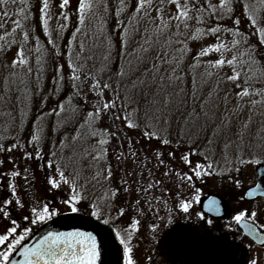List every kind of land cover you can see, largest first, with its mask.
<instances>
[{
	"label": "rangeland",
	"instance_id": "1",
	"mask_svg": "<svg viewBox=\"0 0 264 264\" xmlns=\"http://www.w3.org/2000/svg\"><path fill=\"white\" fill-rule=\"evenodd\" d=\"M61 2L62 0H48V14L51 19L48 20L47 33L41 19L39 31L35 28L33 20L34 15L37 18L41 16L40 8L43 6V0H15V2L8 0L6 6L0 4V25H2L0 26V36L4 37L3 40H0V45L6 44L13 34L15 36L19 33L24 34L21 38L22 42L19 41V44L23 45L24 55H26L24 57L26 64L13 70L11 64L13 60H16L19 49L16 51L13 48L9 52L0 50V145L5 148L13 143L24 145L22 149L13 150L11 153L0 152V161H3L0 164V179L3 183V186H0V203L3 204L5 200L11 201L7 205V211L10 213L11 219L16 220L21 226L20 230L27 227L31 233L44 224L43 222L32 225L29 220L25 219L30 216L29 210L33 205H42L47 202L54 208H58L60 213L66 212L60 201L68 194V186L61 183L60 189H52L47 183L49 176L55 175L57 180L60 179L59 174L56 173L57 167L65 173L68 179L79 175L90 179L97 171L106 175V169L110 167L112 171L111 184L109 185L103 180L101 184L95 186L91 183L88 184L89 199L95 200L103 197L105 189L109 186L118 190L123 179L130 180V185L132 184L134 192H137L139 196L143 193L145 185L135 186L133 183L135 179L143 174L144 182L154 183L161 180L162 173L167 170L163 166H157V161L153 158L155 151L163 153L164 157L162 158L165 164L172 169V179L171 181L165 180L160 187H155L152 190L156 189L161 192L164 190L172 197L180 195L182 198L188 194L190 197L198 195L200 199L208 193H214L229 200L233 198L232 193L236 191V188L230 183V179H234L235 173H237L235 168H241L240 176L244 183L248 175H252L255 166L264 164V156L260 158V162L246 166H241L236 159L238 155H244L245 159L249 158L245 152L237 149V144L240 142L239 133H244L243 143L247 145L258 133L264 132V97L251 94L264 90V74H261V70H264V44L260 43L264 36L259 31L264 28V0H228L231 12L227 9H219L220 0H189L191 19L187 20V28L183 22L172 19L178 14L175 3L164 0L161 4V0H152L154 11L149 15L146 8L147 16H145L144 10L139 14L130 15L129 21L121 29L117 45L111 37L113 27L116 26H111L110 20L112 12H115L117 16L123 13L122 0H100L98 6L97 0H92L93 7L85 14L83 24L80 23V13L78 12L79 0H69V4L64 9L60 8ZM178 2L183 5L185 0H178ZM138 3L139 1L135 4L133 12H136ZM209 4L217 7L215 13H212ZM245 4L248 5L247 11ZM158 7L162 8L159 16ZM199 8H203L205 11L198 22L197 16L200 13L197 9ZM5 11L8 13L7 18L3 15ZM62 14L67 15L68 18L64 19ZM249 16L253 19L250 20ZM236 20H239L238 25L234 23ZM14 21H20L21 27H16ZM162 21L167 22L168 27L161 34L157 28L158 26L163 27ZM178 23L179 28H177ZM61 25L65 27L61 28ZM215 27H219L220 32L214 36L208 30ZM77 28L81 29L78 33L76 32ZM27 29H33L43 34V41L45 38L52 41L50 43L52 45V55L50 56L52 57L50 60L52 66L55 65L54 59L57 61L64 54L67 70L74 68L79 69L78 72H88L89 69L94 72L106 70L116 55V52L113 51L114 46H118L120 48V55L119 53L118 55L123 58L119 59L121 62L119 70L123 67L126 72L136 74L138 71L150 68L151 74L148 77H139L137 74L138 76L134 75L132 78L146 80L147 86L137 89L134 93H126L125 88L118 84L116 87L120 89L121 98L119 100L122 103V109L112 110V114H108V119H105L104 116L102 120L96 121L97 134L88 135L87 128L82 129L81 125L84 123L83 117L86 116L87 111L92 110L88 107L80 108L75 104V101H72L75 89L68 86V82L67 91H64L66 85L64 77L62 78L61 75L63 70L59 68V65L56 64L52 71L45 68L41 38L37 34H33L31 37ZM228 29L232 31H228ZM236 31H239L242 36L236 37L234 35ZM25 33H27V40L24 38ZM234 38L241 40V44L233 49L231 41ZM245 40L247 43H244ZM218 43H223L229 49L223 51L225 61L232 59L233 55L237 57L234 65L225 63L220 68H210L211 63L222 58L221 52L213 51L206 56L200 55L204 48ZM81 45H83V51H81ZM143 48H148L149 51L144 53L142 52ZM247 49L254 50V66L241 67V62L249 59L248 56L241 55ZM106 56L109 57L107 60H105ZM138 56L141 57L140 60L137 59ZM129 62H131V70H129ZM154 65L159 67V71L154 68ZM234 67L240 73V78L233 82L227 78L234 74ZM173 69H175V76L181 77V80L174 81L169 86L168 77L173 75ZM184 70L187 74L184 73ZM209 71L213 73L211 76L207 74ZM246 72L250 77H253L247 84L244 75ZM160 77L164 78V87H159ZM193 79L201 85L205 84L206 91L203 92L202 100L197 99L196 103L192 104L188 100L191 98L190 87L195 81ZM245 88L248 89L250 95L243 99L238 98L237 93L242 92ZM64 92L67 93L64 94ZM157 92L159 95H156ZM177 92L181 94L176 96ZM167 93L173 94L171 128H168L163 119L159 122L153 121L149 128V131L158 133L161 139H169V145H164L155 138L148 140L143 136L144 127L141 118L145 110H150L149 101L154 98L159 100L160 103L154 107L160 108ZM128 95L132 97L131 100L127 99ZM253 100L259 103L253 105L251 103ZM202 103L210 115L214 114V122L211 120L206 122L201 115L198 121L190 120L185 125V121L181 117L193 110L200 111ZM61 104L65 106V112L61 113L59 117L54 114L48 115L54 109L58 111ZM72 107L78 109L76 114L71 111ZM136 109L139 111L134 112ZM129 112L134 113L131 118L132 122L140 124L138 129L127 128V121L123 119L113 123V114L123 118ZM224 121L229 123V127L223 129L218 137H214L213 129L217 125L222 127ZM41 123L43 131L40 143L29 145L28 141ZM245 124L248 125L247 129L244 128ZM181 129H183L182 132ZM189 129H191L190 135ZM112 132L118 133L116 137L125 143L131 141L135 145L139 156L136 163L139 168L141 161L145 162L147 154L150 163L146 169L142 168L136 174L131 172L132 175H126V173H130L128 172L130 162L127 159L120 163L117 161L116 163L119 165H115L113 159L109 157L110 148L116 138L111 137L110 133ZM124 135L125 139H122ZM74 136L79 138L74 141ZM209 137H213L211 145L208 144ZM101 139L108 143L101 146L99 144ZM226 142L230 144L227 149L231 160L227 167L232 168L230 173L226 171L223 159ZM101 147L107 149V154H102L101 160L96 162L93 160V156ZM37 148L41 151L43 159H35ZM209 149L211 151H209L207 160L202 155H191V153ZM25 152L32 153L33 158L25 160ZM53 153H55V158H53ZM169 153L172 155L170 156ZM184 155L189 156L190 165L184 164L181 160ZM50 160L53 162V168H48ZM196 164L205 166L212 164L213 175L204 176L202 179L194 178L191 186L187 183L182 184L176 173H190L191 175ZM25 168L29 169L27 180L24 179ZM149 169L154 173L153 176H150ZM8 170H18L21 175L12 178L10 175H6L5 171L10 173ZM217 172L224 174L216 175ZM247 181L249 179L246 180V183H248ZM10 182L15 185V196L9 188ZM80 183H84V181L81 180ZM156 191L153 193L155 194ZM139 198L141 197L139 196ZM17 199L23 203L22 209L16 205ZM119 201L122 202L118 191V195L112 198L113 207L106 209V218L107 215L113 218L114 223L109 224L113 229H129L127 223L129 210L126 211L125 216H121L122 208H120ZM173 219L176 218L170 220L178 228L179 224ZM10 226L11 220H4L3 214L0 213V232ZM154 235L153 232L147 234L148 241H152V238L155 239ZM131 242L133 241L131 240ZM140 249L137 246L136 251L140 252Z\"/></svg>",
	"mask_w": 264,
	"mask_h": 264
},
{
	"label": "snow or ice",
	"instance_id": "2",
	"mask_svg": "<svg viewBox=\"0 0 264 264\" xmlns=\"http://www.w3.org/2000/svg\"><path fill=\"white\" fill-rule=\"evenodd\" d=\"M8 0H0V4L7 5ZM15 2V0H13ZM164 0H161V4H163ZM169 3H175L177 8V15L173 17L172 19L177 20L178 22H183L185 27L187 28V20L191 19V16H189V0H185V3L181 5L178 0H168ZM100 0H97V6L99 5ZM69 4V0H62L60 4V8L64 9ZM152 6V0H139V3L136 6V12L139 13L142 10L145 11V16L148 15L146 11V7ZM93 7L92 0H79V8L78 12L80 13V23H84L85 14L88 10H90ZM209 8L211 9L212 13H215L217 11V7L214 5L209 4ZM220 10L227 9L229 12H231V8L229 7L228 0H220L219 5ZM248 5L245 4V10L247 11ZM105 10H107L105 8ZM162 8L158 7L157 12L158 16L161 13ZM198 13L200 15L197 16L198 22L200 21V17L203 15V12L205 11L203 8L197 9ZM41 12V22L45 26V32L48 31V20L51 19V16L49 13V4L48 0H43V6L40 8ZM4 17L7 18L8 13L5 11L3 13ZM64 15V14H62ZM67 15H64V19H67ZM25 19H27V16H25ZM249 19L252 20L253 18L249 16ZM17 27H21L20 21H14ZM235 24H239V20L234 21ZM163 27L157 28V31L159 33H163L164 29L168 27L167 22H163ZM2 26V25H0ZM61 28H64V25L60 26ZM177 28H179V23L177 24ZM15 31V28L13 29V32ZM81 29L77 28L76 32H80ZM209 33L211 35H216L218 32H220L219 27L210 28ZM228 31H232L231 29H228ZM262 36H264V28L259 29ZM75 35V33H74ZM236 37H241L242 34L239 31H236L234 33ZM25 40H27V33H25ZM4 37L0 36V40H3ZM52 43V41H50ZM71 43V41H70ZM244 43H247L245 40ZM261 44H264V39H261ZM231 44L233 46V49L236 48L238 45L241 44V40L239 39H233L231 41ZM226 45L223 43H218L216 45H210L207 48H204L200 55L206 56L209 52H221L222 58L217 59L214 63H211L209 65L210 68H220L225 63L228 65H234V63L237 60V57L233 55L232 59H228L225 61L223 59V51H228ZM81 51H83V45H81ZM149 51L148 48H143L142 52L147 53ZM254 50L253 49H247L245 52L241 53L242 56L246 55L248 56L247 61H242L240 66L244 67L245 65L254 66V56H253ZM23 51H18L17 57L18 59L13 60L11 64V68L15 70L18 66H23L26 64V61L22 58ZM109 57L106 56L105 60H107ZM77 59H79V56H77ZM138 60L141 59V57H137ZM154 68H156L157 71H159V67L154 65ZM129 70H131V62H129ZM74 73L78 72L79 69L74 68ZM234 74L232 76H229L227 79L229 81H237L240 78V73L236 71L235 67L233 68ZM175 69H173V75H170L168 77L169 80V86H171L172 82H178L181 80V77L175 76ZM208 76H211L213 73L209 71ZM261 74H264V70H261ZM13 75H15V72H13ZM118 84L123 86L126 90V93H134L137 89H142L145 86H147L146 80H134L131 79L129 76V73L126 72L123 67L116 73ZM245 75V83L247 84L249 80H251L253 77H250L248 73H244ZM95 79V77H93ZM163 77H160V85L159 87H164L163 85ZM73 81V87L76 88V95L79 96L80 94V84L76 83L77 81H80L79 75H74L72 77ZM101 85L99 82L94 83L91 85V91L95 93L100 99L96 101L94 105H92V111H87L86 116L83 117L84 123L81 125V128H87L88 135L94 136L97 134V129L95 127V122L98 120H102L105 115L112 114V110L116 108V102L115 100L107 101L104 100V92L100 91L99 93H96V89L100 88ZM102 88L104 90H113L112 85L110 83H103ZM117 98H120L119 95V89H116ZM181 93L177 92L175 93L176 96H179ZM251 94H258L264 97V90H260L256 93ZM156 95H159L157 92ZM250 93L247 88H245L242 92L237 93L238 98L243 99V97L249 96ZM172 93H167L164 97L163 104L160 108H155L154 106L158 103H160L159 100L153 99L152 101H149V108L150 110H145L144 115L141 118V121L143 122V136L148 139L152 140L155 138L158 142H162L164 145H169L170 141L169 139H161V137L158 135V133L149 131V128L153 121L159 122L161 119H163L164 123L168 126V128H171L172 126V115L173 112L171 110V105L173 103L172 100ZM195 98V97H193ZM127 99L131 100L132 97L130 95L127 96ZM85 100H87V96H85ZM253 105H256L259 103L258 101L253 100L251 102ZM66 108L63 104L59 106V110H53L52 113H49L48 115H56L60 116L61 113L65 112ZM71 111L76 114L78 112V109L76 107H72ZM139 111L138 109L134 110ZM133 112L126 113L123 118L121 116L113 114V123H115L117 120L123 119L124 121H127V128L129 129H138L140 127L139 123H133L132 122V116ZM203 115L205 118V121H213L214 122V114L210 115L209 112H207L204 109V104H201L200 111H191L185 113L181 118L185 121V125L189 123L190 120L198 121ZM229 127V123L227 121H224L221 125H217L216 128L213 129V135L214 137H218L223 129H227ZM248 125L245 124L244 128L247 129ZM43 131L42 123L41 125L37 126V130L32 135L31 139L28 141V144L31 145L33 143L39 144L41 141V133ZM79 132V130H77ZM183 129H181V132ZM191 134V129H189V135ZM110 135L116 136L118 133L112 132ZM240 137V142L237 144L238 151L245 152L248 159L244 158V155H238L236 159L239 161L241 166H246L248 164L257 163L260 162V158L264 156V132L258 133L256 137H253L247 145H244L243 143V137L244 133L241 132L238 134ZM78 136H74L73 140L75 141L78 139ZM64 142L62 141V144ZM108 141L101 139L99 141V144L101 146L107 144ZM213 143V137L208 138V144L211 145ZM24 145L20 143H13L9 147L5 148L3 145H0V152L7 151L11 153L13 150L16 149H22ZM230 147L229 143H225L224 149L225 153L223 156V159L225 161V168L227 172H231L232 168H228L227 165L231 163V160L229 159V156L227 154V149ZM151 151V149H149ZM209 149L208 151H197L194 153H191V155H202L205 160L209 159ZM102 154H107V149L101 147L99 150H97V154L93 156V160L96 162H99L102 158ZM53 158H55V153L52 154ZM171 156L172 153H169ZM131 158L133 163H135L139 156L135 150L134 145L131 141H129V152L125 154L123 151H121L117 156V161H123L127 158ZM163 153L160 151L154 152V159L157 161V166H163L166 171L162 173V178L159 181H155L154 183H149L146 187L143 188V192L145 194V199H147V194L150 189L155 187H160L165 180L171 181L172 176V169L165 164L163 160ZM33 158L32 153L25 152L24 159L25 160H31ZM35 159L40 160L43 159L41 155V151L39 148H37L35 152ZM181 160L184 164L190 165L191 160L188 155H184L181 157ZM3 161H0V164H2ZM148 163H150V160L147 159L146 154V160L143 164L144 168H147ZM234 167V165H233ZM48 168H53V162L50 160L48 163ZM213 165H202V164H196L195 168L192 169V174L188 173H176L177 178L179 181L183 183H187L189 186H191V182L193 179H202L204 176L213 175ZM29 169L25 168V176L24 179L27 180V173ZM235 171L239 173L240 168H235ZM56 173L59 174L60 179L57 180L55 178V175L49 176L47 178V183L51 186L52 189H60L61 183L63 185L68 186V194L61 199L60 203L64 206L66 209L67 214L74 215L77 218H79L81 215L84 217H92L98 222H101L105 225H109L114 223L113 218L110 215H107L106 218V209H110L113 207L112 205V198H115L118 195V190L113 189L112 187H107L105 189V193L103 197H99L95 200L89 199L87 194V185L93 184L95 186L96 184H101V181L107 182L109 185L111 184L112 180V171L111 168L108 167L106 169V175H102L100 171H97L95 175H93L90 179L88 177H84L83 175H79L73 179H68L65 176V173L60 170L59 167L56 168ZM150 176H153L154 173L152 170L149 169ZM216 175H223L222 172L215 173ZM6 175H10L12 178H15L17 176H20L21 173L18 170H12L10 173H6ZM126 175H132V173H126ZM83 180L84 183H80V181ZM230 183L234 184L235 188L239 190L242 187L241 182L238 179H230ZM123 193L125 195H130L132 192V187L129 184L127 179L123 180V183L121 185ZM9 188L13 193V196H15V185L10 182ZM246 197H251V191L247 193H241L240 200H244ZM193 201L199 202V196H193ZM11 203L10 200H5L3 204H0V213L3 214L4 220H11V226L7 227L3 232H0V264H101V257L104 254L105 249V241L103 238H98L97 235L93 234V232H86V231H68V232H51L49 231L47 235H45L42 239L39 240L38 243H36L34 246L31 247H24L22 244V241L26 239V237L29 236L30 229L25 227L23 230H20V225L16 220L11 219L10 213L7 211V205ZM16 205L20 207L21 209L24 207L23 203L17 199ZM210 205L212 206L209 210H212L214 206L216 205V201L212 200L210 202ZM136 206L140 207V199L138 198L136 201ZM193 207V204L191 201H185L183 198H180L178 208L179 211L190 215L191 208ZM30 216L25 217L26 220H29V222L32 225H36L38 223H43L48 220H51L54 216L60 214V210L58 208H54L52 204H49L45 202L42 205H33L32 208L29 210ZM120 215H124L123 209L120 211ZM258 215V211L256 209H253L249 211L248 209H242L237 211L236 215L233 217L234 223L239 226L241 224H244L246 220H250L251 222H255ZM197 216L199 219L203 220L204 217L200 213H197ZM139 224V221L137 219H133L131 226L129 229H115L116 239L120 241V243L124 246V255L126 258L125 264H133V261L131 260V248L129 247V242L131 240L132 232L137 230V225ZM209 224L211 225V221H209ZM155 230V229H153ZM261 246H264V239H261L259 241ZM19 248H23V251L21 252V255L23 259L21 261H15L11 259V255L13 254V250H19ZM251 264H256V261H251Z\"/></svg>",
	"mask_w": 264,
	"mask_h": 264
},
{
	"label": "flooded vegetation",
	"instance_id": "3",
	"mask_svg": "<svg viewBox=\"0 0 264 264\" xmlns=\"http://www.w3.org/2000/svg\"><path fill=\"white\" fill-rule=\"evenodd\" d=\"M257 167L246 178L249 179L248 183L246 180L243 183L239 167L240 171L235 173L234 179L242 182V187L232 193L230 200L214 193L204 196L212 194L223 200L228 208L227 213L224 210L217 211L216 215L204 213L201 209L204 197L199 202H193V196L187 194L183 199L191 201L193 207L191 214L186 215L178 208L182 196L157 195L156 199L159 202L167 200L169 207L155 202L136 212L139 224L131 235L133 242L130 240L133 264H251L253 260L256 264H264V246L259 243L264 239V188L258 189L255 196L240 200L241 193L255 186ZM242 209L258 211L254 223L250 220L239 226L234 223L233 217ZM197 213L203 215L204 219H199ZM171 218H176L173 220L179 224L178 228ZM127 223L130 227L132 220L128 219ZM151 232L155 233V239L148 241L147 234ZM137 246L141 248L140 252L136 251ZM125 261L124 246L121 244L120 264H125Z\"/></svg>",
	"mask_w": 264,
	"mask_h": 264
},
{
	"label": "trees",
	"instance_id": "4",
	"mask_svg": "<svg viewBox=\"0 0 264 264\" xmlns=\"http://www.w3.org/2000/svg\"><path fill=\"white\" fill-rule=\"evenodd\" d=\"M122 1H123V5H124L123 13L120 16H117V14L115 12H112L111 20H110L111 26H116L115 28L113 27L112 36H111L112 39H113V42H115L116 45H117V42L120 39L121 29L129 21L130 15H132L133 13H136V14L140 13V12L139 13L133 12V11H135L134 10L135 4L139 0H122ZM146 8H147V11H148L149 15H150V12L154 11V7L153 6L146 7ZM33 20H34V23H35V28H37V30L39 31L38 28H39V25H40V17L38 16V18H37V16L34 15ZM27 32L29 33V35L31 37H32L33 34H37L41 38V41H42V44H43V51H44L42 55H43V59L45 60V68L49 69L50 71H52L54 69V66L57 64V65H59V68L61 70H63L62 71L63 74L61 73V75H62V78L64 77V83L66 85L65 88H64V91H67V82H68V86L70 85V86L73 87L72 77L74 75H79L80 76V81L76 82V83L80 84V89H81L80 94H79V96H77L76 95V91L77 90H76V88H74L75 89V94H74V96L72 98V101L73 102L75 101V104H77L80 108L85 109V108L88 107V108H90V110H92V105H94L96 103V101L98 99H100V97H98L95 93H93L91 91V85L94 84V83L99 82L101 87L96 89V93H99L100 91H103L104 92V97H103L104 100H107V101L115 100L116 108L113 109V110L122 109V103L117 98V94H116V91H115L116 89H118L116 87L118 85V80H117L116 73L119 71V66H120V63H121L120 60L123 59L121 56H119L120 55V53H119L120 52V48L118 46H114L113 51L116 52V55L113 58V60L111 61V63L109 64V67L106 70H101V71L94 72L91 69H89L88 72H75L74 73L73 70H67L66 69L67 66H66V62H65V59H64V54L62 55L63 58L61 57L59 60L56 58L57 61L54 59V64L55 65L52 66V61H50V60H52V57H50L52 55V52H51L52 45L50 44V41H48L46 38L43 41V39H42V38H44L43 34H41L39 32H36L33 29H27ZM10 33H11V31H10ZM23 36H24V34H20V33H19V35L16 34V36L13 34L11 39L6 41V44L0 45V50H3V51L8 50V52H9V51H11V49L13 50V48L16 51L18 49H19V51H21V49H22V51H23L22 58L25 60L24 57H26V55H24L25 51L23 50V45L19 44V41H21V38ZM118 53H119V55H118ZM16 59H18V57H16ZM184 73L187 74V72L185 70H184ZM137 74L139 75V77H141V76L148 77L151 74V71H150V68H145V71H138V72H136V74L129 73V76L132 79L134 77V75H137ZM93 77H95V79H93ZM67 78H68V80H67ZM193 80H195V79H193ZM62 81H63V79H62ZM105 82L110 83L112 85V89L113 90H104L102 88V85ZM207 89H210V88L207 87ZM190 91H192V93H191V96H190L191 98L188 101H191L192 104H193V102L196 103L197 99L202 100V98H203L202 97L203 96V92L206 91L205 84L201 85L200 83H198L197 80H195V81H193V84L190 87ZM119 92H120V89H119ZM66 93L67 92H64V94H66ZM85 96H87V100H85ZM193 97H195V98H193ZM108 118H109L108 115H105V119H108ZM116 136L112 135L111 137L114 138ZM122 139H125V135L122 137ZM121 151H123L125 154H127L129 152V142L126 141V143H125L123 140H121L118 137H116V138H114V143H113V145L110 148V153L111 154L109 155V157L112 158L113 161L115 162V165H119V164L116 163L117 162L116 156ZM110 161H112V160H110ZM127 161L130 162V164L128 166V172H130V173L134 172L136 174L137 171H139L140 169H142V168L146 169V168L143 167L144 163L142 161L139 164L140 168L138 166V163H136L137 161L135 163H133V161H132V159L130 157L127 158ZM118 162L120 163L122 161H118ZM9 172H11V171H9ZM5 173H7V171H5ZM128 182H130L129 179H128ZM133 183H134L135 186H141L142 187V184L145 185V183H148V182H144V176L142 174L140 177H138V179H135L133 181ZM0 186H3V183L1 181V179H0ZM131 187H132V192H131L130 195L133 198H131L129 201H130V203H134V201H137L139 196H138L137 192H134V187L132 186V184H131ZM118 188H119L118 189L119 197L122 200V202L119 201L118 203L120 205V208H123L125 206V202H127L128 195H125L123 193L122 187H118ZM145 201L150 204V201L145 199V197L140 200V203H143Z\"/></svg>",
	"mask_w": 264,
	"mask_h": 264
},
{
	"label": "water",
	"instance_id": "5",
	"mask_svg": "<svg viewBox=\"0 0 264 264\" xmlns=\"http://www.w3.org/2000/svg\"><path fill=\"white\" fill-rule=\"evenodd\" d=\"M257 172V181L256 185L253 188L248 189L245 193L251 191V197L253 196L254 190L263 189L264 188V166H260L256 170ZM256 195V194H254ZM250 198V197H246ZM212 200L216 201V205L212 210H209L212 206L210 202ZM201 209L204 213L210 215H216L217 211L224 210L226 213L228 212L227 205L221 199L213 195H209L201 202ZM86 231L93 232V234L97 235L98 238H103L105 241V249L104 254L101 257V264H120L121 258V249L117 244L111 230L94 220L92 217H84L81 215L77 218L74 215H69L67 213L59 214L55 218H53L48 224L43 226L33 235H31L24 243V247L34 246L39 242L49 231L51 232H68V231ZM19 250L13 251L11 255V259L15 261H21L23 259L21 252L23 248H19Z\"/></svg>",
	"mask_w": 264,
	"mask_h": 264
}]
</instances>
